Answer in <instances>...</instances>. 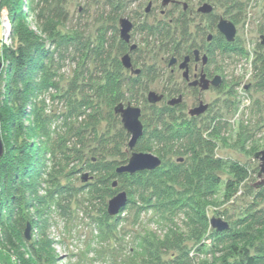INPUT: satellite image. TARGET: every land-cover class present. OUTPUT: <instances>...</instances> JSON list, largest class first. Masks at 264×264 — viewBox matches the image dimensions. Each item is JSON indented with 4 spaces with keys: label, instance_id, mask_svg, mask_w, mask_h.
<instances>
[{
    "label": "rangeland",
    "instance_id": "374dc122",
    "mask_svg": "<svg viewBox=\"0 0 264 264\" xmlns=\"http://www.w3.org/2000/svg\"><path fill=\"white\" fill-rule=\"evenodd\" d=\"M176 1H180L179 5ZM184 1L187 0H175L162 6V0H124L120 12H114V0L46 1L62 17L61 19L56 15L60 22L59 28L63 33L74 34L73 37L76 34V39L73 40L74 49L69 51L67 57V53L64 54L61 67L56 71L54 81L58 83V87L50 91L52 96L45 101V113L54 114L53 127L56 128L69 113L70 107L66 101L68 94L71 95L70 106L93 113L97 121V140L100 141L101 136L107 135L106 132L113 136L108 137L109 147L104 148L105 152L100 151L98 158L107 153L106 150L109 152L113 149V138L118 137L119 134H116L122 127L121 123L115 124L112 120L114 106L118 102L140 106L137 104L139 99H136L140 97V92L136 93L134 87L128 84V78L121 72L120 66L115 67L114 59L120 60L122 56L116 51L120 18H129L136 26L130 31L131 43L138 46L135 56L148 59L155 55L158 48L157 57L180 55L183 48L194 43V35L203 33L201 30L211 21L213 29L210 33L216 37L204 45L213 73L224 77L220 90L211 92L213 114L216 113L218 117L215 115L209 120L207 130L202 129L193 135L191 132L199 128L190 126L182 131L189 135L179 140L182 141L179 150L175 144L168 142L162 145L164 148L160 155L150 151L164 161L169 172L168 175L162 174L164 183L162 179L158 194L149 203L142 204L137 195H131L125 186L120 185L118 189L127 193L130 202L119 216L107 214V202L111 196L104 200L96 198L87 201L82 192L76 196L74 203L68 206L66 202L61 203L62 206L66 205L64 209L53 205L39 208L44 213L41 218L44 223L35 208L29 210L31 218L40 225L30 228V240L26 242L36 243L35 248L39 251L45 248L46 256L51 257L53 264H144L142 255L138 252L140 244L144 242L147 245L149 240H152L153 247L158 246L157 264H230L235 261L231 251L233 245L244 247L250 253L264 251V174L259 176L260 161L254 157L264 150V86L258 88L257 85V74L264 67V46L260 43V36L264 34V0H188L192 7L206 3L213 7V11L208 18L197 15L196 25L189 22L192 37L187 43L181 32L185 21L189 20L188 15L182 14L180 5ZM149 3L151 7L146 12ZM116 13L119 16L115 19ZM219 18L227 19L235 25L236 35L232 42L219 37L216 29ZM145 23L149 26L169 24L166 29L171 28L170 35L166 38L170 39L174 34L176 45L181 39L180 47L176 46V49L173 44L163 46L166 42L158 43L154 37L144 34L141 25ZM28 26L36 30L31 19L28 20ZM154 39L157 44L155 49L146 44V41L151 43ZM10 42L9 10L0 6V45L7 46ZM0 62L4 63L1 56ZM107 70L113 79L110 83V98L104 87ZM167 76L168 73L161 72L152 79L147 76L144 87L159 91L167 85ZM71 85L75 92L70 91ZM245 85H250V89L246 90ZM129 86L131 91H127ZM227 101L233 102L236 107L231 111L224 108ZM161 104H154V109H161ZM151 110L149 107H142L140 115L143 128L148 127L150 130L154 127ZM225 120L234 124L233 128L228 127L229 125L226 127L227 135L220 130ZM204 124L200 123L201 126ZM81 130L83 132L85 127ZM125 133L122 135L125 143L119 146L120 152L105 155L104 161L116 160L122 163L128 160L133 151L140 150L137 145L132 150L128 148L130 136ZM193 136H206L212 144L195 143L190 150ZM86 137L89 139L91 136L88 134ZM144 140H147L146 137ZM96 142L91 141L90 146L94 147ZM204 146L212 148L210 154ZM78 147L82 150L81 144ZM202 148L204 149L201 150ZM204 150L207 151L206 154ZM206 160H209L208 166L202 167L200 164H205ZM124 164L126 163L117 166ZM73 166L82 169L69 179H61L62 184L73 188L86 187L92 183L100 186L99 180L110 174L109 169L91 173L83 164ZM84 173L89 178L82 182L81 175ZM173 173L179 176L178 179L174 177V181L171 180ZM210 174L218 180L217 191L205 186L204 176L208 177ZM47 186V183H41L42 189ZM159 198L163 200H158ZM183 198L185 201L181 202ZM2 201L3 196L0 199V209ZM102 201H105V205ZM103 213L112 222L109 228L100 227L104 219ZM212 218H220L228 227L217 231L210 224ZM223 232L229 236L222 237ZM24 248L26 250L27 247ZM25 250L20 247L18 254L15 251L8 252L0 244V263L19 264L20 261L27 260L29 255L23 254ZM155 263L151 261V264Z\"/></svg>",
    "mask_w": 264,
    "mask_h": 264
},
{
    "label": "trees",
    "instance_id": "16d2710c",
    "mask_svg": "<svg viewBox=\"0 0 264 264\" xmlns=\"http://www.w3.org/2000/svg\"><path fill=\"white\" fill-rule=\"evenodd\" d=\"M46 1L1 0L0 3V6H4L9 10L11 26L10 45H0V56L4 59V65L2 64L0 70V132L3 143V154L0 157V199L3 196L0 209V244L8 252L15 251L17 254L20 252V247H23L24 250V247H27L23 254L29 255V258L25 261H20L19 264H53L51 257L46 256L45 248L40 250V252L35 248L36 243H27L24 238L23 232L27 224L30 225V228H37L40 225L37 220L31 218L29 214L31 208L37 210L36 213L40 214L41 219L44 213H41L39 208L42 206L53 205L64 209L66 205L62 206L61 203L64 204L66 202L67 206L72 202L74 203L76 196L80 192L86 196L87 201L96 198L104 200L107 196L112 197V195L114 196L121 191L118 189L120 185L125 186L126 191L131 195H137L142 204H146L158 194L162 179L164 183L165 179L162 174L168 175L169 172L166 164L159 157L161 165L154 170L140 171L133 174L116 173L117 164L127 163L128 160L119 163L116 160L104 161V159L107 154L114 155L120 152L119 146L125 143L122 138L123 133L126 132L125 129L121 127L116 134H119L118 137L116 139L113 138V149L109 152L106 150L107 153L98 158L97 155H100V151L105 152L104 148L108 149L109 147L108 137L111 138L113 136L106 132L107 135L101 136V140L98 141L95 126L96 118L93 117V113L81 111L82 109L77 106H70V94H68L66 99L70 107L69 113H65L66 118L60 121L57 125L58 128L53 127L55 116L54 114L45 113V101L52 96V93H50L52 88L56 90L58 87V83L54 81L56 71L61 67V62L63 57H65L64 54L67 53V57L69 51L74 49L73 40L76 39V34L73 37L74 34L63 33L59 28V18L62 19V17L57 15L54 10L55 7H49ZM123 1L114 0V9H116L114 12H120ZM187 2H190V7H192L191 1L187 0ZM185 15H187V12L184 13ZM118 16L119 14L116 15L115 19ZM30 19L35 24V31L28 26V20ZM131 23L134 25L133 22ZM168 26L164 23H157L153 26L145 23L141 25V30L144 34L154 37L158 43L166 42L163 46L173 44L175 47H180L181 39L176 45L174 43V34L172 38H166V36L170 35L169 31L171 30V28L166 29ZM133 27L136 28V26ZM116 32L118 33V31ZM181 32L183 33L184 41L187 43L192 37L190 36L189 22L185 21L184 30H181ZM186 34L187 37H185ZM199 34L194 35L196 40L199 38ZM155 39L151 43L146 41V44L155 49V45H157ZM125 44L119 36L116 51H119L120 55H124L123 53L127 51L124 48ZM158 49L155 50L153 57H157ZM185 49L186 47L182 51H185ZM120 60L114 59L115 67L117 65L120 66ZM109 72L108 70L106 71L108 75L104 85L108 98L111 97L112 88L110 83L113 81ZM147 75L150 79L154 78V74L151 71ZM257 76L259 79L258 84L256 83L258 88L264 86V67L260 69V73L258 72ZM71 87L70 91L75 92L73 91L75 89L73 85ZM140 97L136 99H140ZM144 104L145 109L146 107L152 109L154 127L151 130L148 127L146 129L143 128V134L136 142L140 150L136 152L155 151L160 155L164 148L162 145L168 142L175 144L174 146L179 150L182 143L179 140L189 135L182 131L195 125L181 121L175 112L162 110V108L155 110L154 104H148L146 99ZM226 105L227 109L236 107L233 102L227 101ZM112 120L115 124L121 123L115 115ZM222 123V126L220 125L221 128L226 122ZM83 127H85V130L82 132L81 129ZM221 128L220 130H222ZM194 133L191 132L193 135ZM88 134L91 136L89 139L86 137ZM125 134L127 135L128 133L126 132ZM145 137L147 140H144ZM93 140L97 142L94 147H91L90 142ZM195 143L210 145L212 141L200 136H197V138L193 136L190 150H192ZM80 144L82 150L78 147ZM204 148L206 147L204 146ZM85 149L88 151H85ZM206 149H208V154H210L212 148ZM204 151L206 154L207 151ZM208 161L206 160L205 164L200 165L207 167ZM74 164H83L89 168L91 173L109 169L110 174L99 180L101 182L100 186L92 183L87 184L86 187L73 188L67 184H62L61 179H69L75 173L81 171L82 168L74 167ZM171 177L173 181L179 178L177 173H173ZM112 179L115 181L117 179L115 187L112 186L114 182ZM204 179L207 189L217 191L218 180L215 176L210 174L208 177L204 176ZM41 183H47V188L42 189ZM186 194H188V191ZM86 198L84 197L85 200ZM127 198V203L120 212L130 202L129 197ZM174 199L179 200L178 198ZM158 200H163V198ZM183 201H185V198L181 200V202ZM102 204L105 205V201H102ZM103 218L100 227L109 228L112 225L111 220L107 214H104ZM41 222L44 223L45 221L41 219ZM225 232L222 233V237L229 236ZM235 236L231 237L235 238ZM152 244V240L147 241V245L144 242L140 244V253L138 252V254L142 255V263L144 264H151V261L155 263L159 258V252L156 250L158 246L156 248ZM232 247V257L235 261L230 264H264V251L258 250L250 253L244 247L235 245ZM183 255L186 256V254Z\"/></svg>",
    "mask_w": 264,
    "mask_h": 264
},
{
    "label": "flooded vegetation",
    "instance_id": "af4514ba",
    "mask_svg": "<svg viewBox=\"0 0 264 264\" xmlns=\"http://www.w3.org/2000/svg\"><path fill=\"white\" fill-rule=\"evenodd\" d=\"M173 1L175 2V0H171V3H173ZM176 2L179 5L180 1ZM180 6L182 8L183 14L187 12V15L189 16L188 22L194 25H196V20L198 18L197 15L202 17L206 16L208 18L211 17V13L213 11L212 7V10L209 13H203L199 11V8L201 7L200 5L190 7V2L188 3L187 1H184ZM211 24L212 22L208 21V25L204 26L201 30V32L204 34L200 33L199 38L197 40L195 39L194 43L192 42L189 47L185 49V51H182L180 55H160L158 57H151L149 59L144 56L136 57L135 54L137 55L138 48L137 44L131 43V38L128 42H125L126 44L124 48L127 50L125 52L129 55L131 67L125 68L120 60V69L121 72L124 73L128 78V84L131 87H134V91L136 93L140 92L141 97L137 101V104L140 106L131 104L130 102H119L118 104H122L124 107L127 105L138 107L140 111H142V107H145V99L148 102L147 96L145 95H147L150 91H153L162 96L161 100L159 101V103H162V110L175 112L181 121L194 124L195 128H199L198 130H194L196 134L198 131H202V129L206 130L209 120L213 117H218L216 113L213 114L214 105L211 98V92L214 90H220L224 83L223 76L213 73L210 66V58L206 52L207 48L206 45H204L212 42V40H214L216 37L210 33V30L212 29ZM219 34V37L225 40V37L220 32ZM209 35H211L210 38H208ZM133 45L135 47L131 48ZM195 50H198L197 55H195ZM125 52L123 54H126ZM204 55L206 56L205 62H203ZM150 71L154 75H157L159 72L162 74L168 73V80L166 82L167 85L161 87L159 91L148 89L146 86L144 87V84L147 83V73ZM215 76L220 77L218 87H215L211 83ZM204 85H207V87L203 88ZM130 86L127 88V91L132 90L130 89ZM244 88L248 90L250 89V85H245ZM177 99H179L177 103L171 104L172 101ZM148 104L151 103L148 102ZM223 107L226 108L227 105ZM197 110H200V112H197ZM231 110L233 109H230V111ZM113 113L120 119V115L115 113L114 110ZM223 122H226V124L223 125L221 129L223 134L225 133V135H227L228 128L226 127L229 125L228 127L233 128L234 124H229L226 120ZM200 123L205 124L204 126H201ZM203 138L209 139L206 136Z\"/></svg>",
    "mask_w": 264,
    "mask_h": 264
},
{
    "label": "water",
    "instance_id": "95a60500",
    "mask_svg": "<svg viewBox=\"0 0 264 264\" xmlns=\"http://www.w3.org/2000/svg\"><path fill=\"white\" fill-rule=\"evenodd\" d=\"M171 0H162V6H166L169 4ZM150 3L147 5L146 12L149 10ZM212 10V6L209 4H203L199 11L203 13H209ZM133 25L130 22V20L126 17H122L119 19V36L120 39H122L124 42H128L130 40V31L132 29ZM217 29L218 31L225 37V40L227 42H232L236 35V27L235 25L224 18H220L217 23ZM211 35L208 36L210 38ZM260 43L264 46V35L260 36ZM135 46H131V48H134ZM198 54V50H195V55ZM206 56H203V62H205ZM121 63L125 68H130L131 63L129 59V55L126 53L122 55L121 57ZM2 68V63L0 62V70ZM220 77L215 76L212 80V85L215 87L219 86ZM207 85H204L203 88H206ZM162 96L150 91L147 94V100L151 104H155L161 100ZM179 99L174 100L171 102V104L177 103ZM114 112L120 115V121L122 124V127L125 129V131L130 135L129 141H128V148L132 150L134 146L136 145V142L143 134V124L140 121V115L141 111L138 107H133L130 105L123 106L122 104H117L114 107ZM197 112H200V110H197ZM3 154V143L1 138V132H0V157ZM256 159L260 161V171L259 176L264 174V150H261L260 152L256 153L254 155ZM161 165V159L151 153V152H136L133 151L128 158V161L126 164L121 165L115 169V172L118 174L121 173H129L133 174L140 171H151L156 168H158ZM89 178L87 173H84L81 175V181L85 182ZM112 186H116V181L112 183ZM127 194L125 191H120L116 193L114 196H112L108 202H107V214L109 216H115L118 215L119 212L125 207L127 203ZM211 226L216 229L217 231L224 230L228 227V224L221 220L220 218H212L210 220ZM24 238L25 240H30V225L27 224L24 229Z\"/></svg>",
    "mask_w": 264,
    "mask_h": 264
}]
</instances>
